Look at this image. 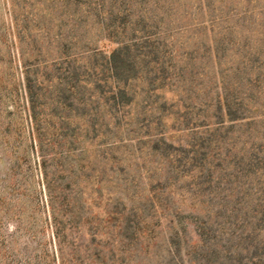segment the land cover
I'll use <instances>...</instances> for the list:
<instances>
[{
    "label": "rangeland",
    "instance_id": "obj_1",
    "mask_svg": "<svg viewBox=\"0 0 264 264\" xmlns=\"http://www.w3.org/2000/svg\"><path fill=\"white\" fill-rule=\"evenodd\" d=\"M123 9L131 12L128 29L152 25L184 53L196 51L208 77L234 68L241 52L228 48L219 66L203 55L218 41L263 45L264 0H0V264H264L261 118L251 128L209 119L203 126L204 111L193 107L197 124L189 130L175 91L163 88L152 106L124 110L131 123L116 134L83 80L67 111H51L46 100L36 126L29 119L24 67L42 72L33 64L44 61L54 73L59 29L69 37L73 28L81 42L109 54L116 43L92 15L108 22ZM226 27L231 33L220 40ZM75 60L80 67L91 61ZM160 96L167 105L156 127ZM114 136L126 149L108 148Z\"/></svg>",
    "mask_w": 264,
    "mask_h": 264
},
{
    "label": "trees",
    "instance_id": "obj_2",
    "mask_svg": "<svg viewBox=\"0 0 264 264\" xmlns=\"http://www.w3.org/2000/svg\"><path fill=\"white\" fill-rule=\"evenodd\" d=\"M118 13L119 17L116 16L108 22L100 20L102 16L98 11L92 15L94 21L101 24L98 26L101 29L100 32H106L105 36L116 43V48L109 54H101L99 49L92 47L89 41L81 42L84 39L75 29H71L69 37H63L59 29L55 36L56 41L58 40V55L56 59L50 61L54 67L52 75L55 78L52 79L51 70L47 69L48 66L44 61H42L43 65L33 64L39 67L44 66L42 72L37 67L33 71H30L29 66L24 67L21 82L26 102L29 105V119L33 125L36 126L38 122L37 108L40 106L39 108L44 110L46 100L54 107L50 109L51 111L57 109L67 111L72 106L70 105L71 100L73 101L76 97V90L83 80L92 88L90 97L92 100L95 99L94 103L106 107L107 115L112 122L110 129H114L116 134L130 126V115L124 116V110L152 106L153 95L163 88L175 91L173 93L176 99L173 100L178 107L177 111L183 113V116L179 117L182 118L185 126L192 124L189 130L195 129V124H197L189 115L193 107L204 111L201 117L198 116V121L202 120L200 125L208 123V119L214 122L215 126L229 121L236 123L244 121L243 126L247 128L259 123V118H261L260 124H264V38L263 45L257 48L249 47L247 43L236 44L228 39L218 41L214 51H209L208 48L204 50L203 55L217 59L219 66L228 48L236 47L241 50L238 59H234L237 61L234 68L230 65L226 66L223 71L212 72V76L208 77L209 70H204L208 68L206 63H202V69L198 68L204 58L193 56L196 51L184 53L186 51L181 50V45L177 46L176 42L170 41L166 32H158L156 27L152 28V25L138 27L140 22H135L134 29H128L131 24L129 22L131 12L123 9ZM210 22L213 27L214 21ZM103 23L107 25L105 28ZM128 30H130L129 37L124 33ZM146 30H151V32H146ZM262 31L264 30L260 32ZM230 33V28L226 27L219 32L218 38L221 40L220 36L223 35L224 39L225 34L230 35ZM118 34L123 37L117 39ZM244 34H248V31L240 33V35ZM261 36H264V33L259 34V37ZM71 46L80 47L79 56L70 52ZM212 53H214L213 56H211ZM36 54L44 59V54L39 49ZM84 56L89 57L91 61L84 62L81 67L76 66L75 58ZM34 61L37 62L36 59ZM232 63H234L233 58L226 62V64ZM203 80L207 81L204 84L208 85H202ZM48 85L53 89L49 97L46 93ZM259 97L262 101L258 103ZM160 99L163 97L160 96ZM155 101L157 100L153 103ZM171 102L174 103V101ZM161 105L158 108L156 103V112L160 117L156 127L162 119L161 115L164 114L167 102L164 100ZM206 110L209 112L206 113ZM244 110H247L246 115H244ZM251 130L252 133L255 132ZM115 136L109 138L108 148L126 149L127 146L123 145V137L118 139ZM175 237H178L177 233ZM254 254H256L255 251L252 255ZM251 259L255 260L253 257Z\"/></svg>",
    "mask_w": 264,
    "mask_h": 264
}]
</instances>
